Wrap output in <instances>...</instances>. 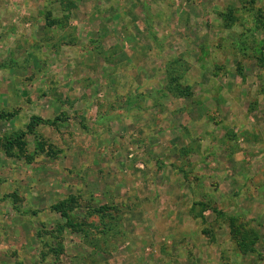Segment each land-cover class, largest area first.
Here are the masks:
<instances>
[{
  "label": "rangeland",
  "instance_id": "1",
  "mask_svg": "<svg viewBox=\"0 0 264 264\" xmlns=\"http://www.w3.org/2000/svg\"><path fill=\"white\" fill-rule=\"evenodd\" d=\"M1 152L0 264H264V0H0Z\"/></svg>",
  "mask_w": 264,
  "mask_h": 264
},
{
  "label": "crops",
  "instance_id": "2",
  "mask_svg": "<svg viewBox=\"0 0 264 264\" xmlns=\"http://www.w3.org/2000/svg\"><path fill=\"white\" fill-rule=\"evenodd\" d=\"M134 46L135 45H133V47ZM115 64L118 65V62H116ZM3 156L6 158H4ZM7 157H8L7 154L3 155V152L0 153V175L2 178H4L3 185H2L3 180L0 179V225L2 226L0 230H3L4 232V229H7V231L12 232L11 234L14 236L17 235L16 234L18 233L17 231H20L22 226L17 224H12L8 226L4 225L1 217L5 216V213H8L10 211L11 213H13V215L15 214V216H13L12 218L13 220L20 218L21 212L15 209L13 211V204H14L13 202H18L19 200H21V197L23 196L29 198L28 202H30L32 198L34 201L32 202L34 207L35 206L39 207L43 205V207L40 208V210L43 211L47 207L46 204L48 202L51 203L57 197L62 200L65 198H69V195L71 194V188H70L71 178L69 175L70 165L67 164L68 165L67 169L65 170L61 169V172H58V171H54V169L52 170L49 169L50 165L53 166V162L49 161L48 158L42 160L40 164L33 163L31 165H25V167H23V163L19 158L16 159V158H7ZM57 174H59L60 176ZM54 177H56L57 180H54ZM24 178L35 182L37 190L34 191L36 193L38 192L39 195L37 193L34 197H29L28 193H30V187H26L25 184L23 187L22 181ZM46 180H49L50 183L59 180L61 182L58 185L61 186L60 188L58 187L55 188L54 186L51 187L47 186L48 189L44 190L45 187L44 185L46 183ZM4 186L6 189L4 188ZM81 192L84 194L86 193V191L84 190L80 191V193ZM85 196L86 195H84V197ZM44 198L45 200H43ZM5 240H7V238H5Z\"/></svg>",
  "mask_w": 264,
  "mask_h": 264
},
{
  "label": "trees",
  "instance_id": "3",
  "mask_svg": "<svg viewBox=\"0 0 264 264\" xmlns=\"http://www.w3.org/2000/svg\"><path fill=\"white\" fill-rule=\"evenodd\" d=\"M62 206H64V204L62 203ZM64 208V207H63Z\"/></svg>",
  "mask_w": 264,
  "mask_h": 264
}]
</instances>
